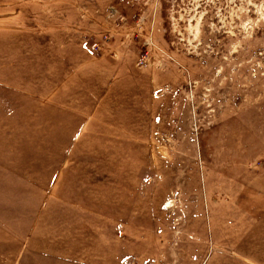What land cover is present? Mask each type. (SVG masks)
Listing matches in <instances>:
<instances>
[{"label":"rangeland","instance_id":"1","mask_svg":"<svg viewBox=\"0 0 264 264\" xmlns=\"http://www.w3.org/2000/svg\"><path fill=\"white\" fill-rule=\"evenodd\" d=\"M0 264H264V0H0Z\"/></svg>","mask_w":264,"mask_h":264},{"label":"bare ground","instance_id":"2","mask_svg":"<svg viewBox=\"0 0 264 264\" xmlns=\"http://www.w3.org/2000/svg\"><path fill=\"white\" fill-rule=\"evenodd\" d=\"M170 202H171V201H169V200L166 201V203H165L166 207H169Z\"/></svg>","mask_w":264,"mask_h":264}]
</instances>
